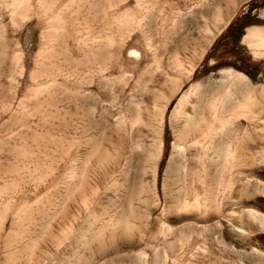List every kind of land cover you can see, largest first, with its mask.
<instances>
[{
    "label": "rangeland",
    "instance_id": "rangeland-1",
    "mask_svg": "<svg viewBox=\"0 0 264 264\" xmlns=\"http://www.w3.org/2000/svg\"><path fill=\"white\" fill-rule=\"evenodd\" d=\"M252 26L264 0H0V264H264Z\"/></svg>",
    "mask_w": 264,
    "mask_h": 264
},
{
    "label": "bare ground",
    "instance_id": "bare-ground-1",
    "mask_svg": "<svg viewBox=\"0 0 264 264\" xmlns=\"http://www.w3.org/2000/svg\"><path fill=\"white\" fill-rule=\"evenodd\" d=\"M258 39L260 41H258ZM262 40H264V28L263 27L252 26L246 29V33L243 36V41L249 47L253 48V46H258V42L262 43ZM205 43L201 42L198 44V51H200L199 53H202ZM227 72L230 74H235V76H237L238 78L243 77V75L240 72L233 71L232 69H227Z\"/></svg>",
    "mask_w": 264,
    "mask_h": 264
},
{
    "label": "trees",
    "instance_id": "trees-1",
    "mask_svg": "<svg viewBox=\"0 0 264 264\" xmlns=\"http://www.w3.org/2000/svg\"><path fill=\"white\" fill-rule=\"evenodd\" d=\"M238 21H239V20H236V22H238ZM231 25H232V23H231ZM246 25H247V24H245V23H242V25H240V27H239V28H240V33H239V37H238V38H240V37L242 36V33H243L242 30H243V28H244ZM232 26H233V25H232ZM230 27H231V26H229L228 31L231 29ZM228 31H227V32H228Z\"/></svg>",
    "mask_w": 264,
    "mask_h": 264
},
{
    "label": "flooded vegetation",
    "instance_id": "flooded-vegetation-1",
    "mask_svg": "<svg viewBox=\"0 0 264 264\" xmlns=\"http://www.w3.org/2000/svg\"><path fill=\"white\" fill-rule=\"evenodd\" d=\"M255 67H257V66L251 65L250 66V69H254Z\"/></svg>",
    "mask_w": 264,
    "mask_h": 264
}]
</instances>
